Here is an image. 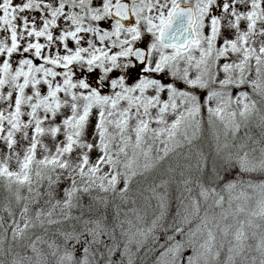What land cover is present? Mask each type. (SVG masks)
<instances>
[{
    "label": "snow or ice",
    "instance_id": "6c2138e0",
    "mask_svg": "<svg viewBox=\"0 0 264 264\" xmlns=\"http://www.w3.org/2000/svg\"><path fill=\"white\" fill-rule=\"evenodd\" d=\"M229 7L223 0H188L187 6L185 0H0V36L6 38L0 40V102L7 95L14 104L7 116L0 112V150L15 146L21 127L31 128L19 171L0 162V178L30 189L34 180L37 186L46 181L49 195L58 189L67 209L92 193L98 195L91 196L89 210L107 208L127 202L141 169L156 166L149 138L164 145L166 157L181 137L195 138L205 111L210 124L234 125L237 116L245 117L253 109L244 90L253 63L252 87L264 93V44L250 46L260 22L256 9L264 15V0H254L246 14L243 8L233 11L235 28L221 25ZM181 19L186 24L173 32ZM9 86L15 94L5 92ZM21 96L31 109L28 125L22 124ZM44 137L52 149L46 146L48 154L41 157ZM188 184L185 191L191 193ZM166 185L162 180L165 191L153 192L159 215L149 234L164 228ZM199 189L201 199L222 202L214 188ZM198 204L189 197L188 204L178 205L177 216L186 221L188 208ZM32 223L14 222L13 237H23ZM100 228L97 221L95 230ZM181 232L167 236L172 243L161 254L163 264L169 253L185 250V241L175 240ZM195 259L189 257V264Z\"/></svg>",
    "mask_w": 264,
    "mask_h": 264
},
{
    "label": "rangeland",
    "instance_id": "374dc122",
    "mask_svg": "<svg viewBox=\"0 0 264 264\" xmlns=\"http://www.w3.org/2000/svg\"><path fill=\"white\" fill-rule=\"evenodd\" d=\"M160 2L165 3V0H160ZM219 2L220 0H216L217 4ZM223 2L228 3L230 7L227 12L221 13V25L226 28H235L232 12H239L240 8L245 10V14L247 11H252L251 4L254 0H223ZM187 3L188 0H185V4ZM256 11L260 22L255 26L256 35L253 37L254 43L250 46L259 49L264 44V36L260 35V32L264 30V15H259V8ZM237 31L242 32L244 29H237ZM4 39L6 38L0 36V40ZM93 43L95 44V37H93ZM223 63L224 61H221V64ZM256 79V65L253 63L245 82L248 83V88L260 91L252 87ZM9 91L15 94L16 89L9 86L5 89V92ZM260 93L262 92L260 91ZM247 94L249 97L248 103L253 105L250 94ZM20 98L24 104L22 124H31V109L27 106L28 102L23 100L22 96ZM12 110H14V104L7 102V95H5L4 102H0V112L7 116ZM253 110L254 105L251 111ZM251 111L245 117L237 116L234 125L222 124L234 132L238 128L237 122L249 117ZM204 114H207V111ZM15 119L19 118L16 117ZM4 127L7 131V124ZM200 131L195 138L198 137ZM193 139L186 140L181 137L180 146L189 144ZM0 143H4V141H0ZM30 144L31 128L21 127L16 132L15 146L7 152L0 150V162L5 163L11 171H19L20 163L23 161L24 154ZM147 145L153 147V156L156 158V162L164 157V145L154 142L151 138L148 139ZM46 146L50 151L52 149L51 141L47 137L41 138V157L48 154V152L43 151ZM245 160L247 161V169H244L246 174L242 175L241 183H244V179L247 178L243 186L249 187L228 191L227 194L225 193L222 196V202H218L216 198L205 201L199 196L195 197L194 200L199 201L198 208L191 206L188 208L187 220H184L185 227L179 226L182 232L175 235V240L183 239L185 241V250L178 256L169 253L166 257L168 264H189V257H198L193 264H234L238 260L240 264H255L257 257H261L260 260L264 261V183H259L260 186H258L259 184L250 186L247 183L251 180V177L255 176V173L260 172L259 168L260 170L264 168V159L256 160L251 155H247ZM140 163L143 164V160ZM144 171L146 170L141 169L140 174ZM33 177H35V170L33 171ZM6 181L8 180L6 179ZM221 188L218 186L215 189L219 196H221ZM28 189L32 193L34 202L32 209H28L27 212L23 211L19 216L18 223L21 227L28 218L32 219V225L49 224L47 214L54 207L58 210L55 215L57 221L75 215V207L67 209L62 206L63 196L58 189H52L56 194L49 195L50 190L46 181L37 186L34 180L32 188L28 187ZM65 209L67 210L66 215ZM150 211L153 217L150 219L151 221L156 215L154 205ZM38 213L40 214L39 219H37ZM164 222L162 220V224L166 226ZM126 224L131 226L124 233L130 245L121 251L117 250L114 240L110 237V230L105 225H101L100 230H88L83 238L71 239L68 246H63L65 243H60L52 237L42 238L40 242L31 245L32 262L29 264H84L85 257L87 264H129V255H131L132 264H163L161 254L172 243V241L166 239L169 232L164 230L165 227L162 231L166 236L163 238L158 236L155 241L152 238L154 233H147V227L145 228L147 224L145 221H141V218H136L135 221L130 220ZM169 226L172 227L173 224ZM140 233H144V235H139ZM216 238L222 241L219 247L216 245ZM84 248L88 249L87 253L84 252ZM221 250H224L221 256L224 261L219 259Z\"/></svg>",
    "mask_w": 264,
    "mask_h": 264
},
{
    "label": "trees",
    "instance_id": "16d2710c",
    "mask_svg": "<svg viewBox=\"0 0 264 264\" xmlns=\"http://www.w3.org/2000/svg\"><path fill=\"white\" fill-rule=\"evenodd\" d=\"M244 90L250 94L254 110L249 117L237 122L238 128L234 132L218 120L210 124L208 114H203L198 137L170 152L166 157H162L156 162L155 167L137 175L132 182L130 198L125 203L115 201L107 208L99 207L90 211V198L98 194H85L80 205L75 207V215L58 220L56 223L32 225L23 237L14 238L13 224L18 223L25 206L29 210L32 209L33 196L27 186L10 183L6 178H0V264H29L32 262L31 245L35 242L52 237L60 243H65L63 246H68L71 243V239L67 238L69 234L83 238L88 230L95 229L97 221L110 230V237L114 240L117 250L121 251L130 245L124 233L131 226L126 223L141 218V221L147 224L145 228H148L152 222L150 219L153 218L150 211L153 205L156 210L155 216L159 215L153 192L165 191L160 186L162 180L167 182L170 205L168 215L163 219L169 235L179 226L185 227L184 220L177 216L178 205L188 204L189 197L192 200L197 198L201 184L214 189L218 186L222 187L220 197L228 191L249 187L243 186L247 178L241 183L242 175L246 174L244 169H247L245 160L247 155H251L256 160L264 159V93L248 88L247 82ZM209 153L216 156V161L205 167ZM259 171L247 182L248 185L264 183V168L261 170L259 168ZM186 184L191 189V193L185 191ZM229 185L231 187H228ZM171 224L172 227L169 226ZM162 230L163 228L154 232L152 238L155 241L158 236L160 238L166 236ZM221 242V239L216 238L218 247ZM223 251L221 250L219 256L220 261L223 260L221 257ZM260 258H256L255 264H264ZM234 264H240L239 260Z\"/></svg>",
    "mask_w": 264,
    "mask_h": 264
},
{
    "label": "clouds",
    "instance_id": "9594fccd",
    "mask_svg": "<svg viewBox=\"0 0 264 264\" xmlns=\"http://www.w3.org/2000/svg\"><path fill=\"white\" fill-rule=\"evenodd\" d=\"M216 161V156L213 155L212 153H209L208 158L205 160V167H208L210 164L214 163ZM65 215L67 214V210L65 209ZM58 210L54 207L49 211L47 214V220L48 223H56L57 220L55 219V215L57 214Z\"/></svg>",
    "mask_w": 264,
    "mask_h": 264
},
{
    "label": "water",
    "instance_id": "95a60500",
    "mask_svg": "<svg viewBox=\"0 0 264 264\" xmlns=\"http://www.w3.org/2000/svg\"><path fill=\"white\" fill-rule=\"evenodd\" d=\"M187 6V4H185ZM182 24H186V19H181L176 22V24L173 27V32H177L181 28Z\"/></svg>",
    "mask_w": 264,
    "mask_h": 264
}]
</instances>
